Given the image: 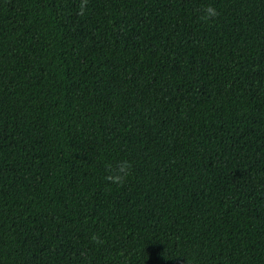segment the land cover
Listing matches in <instances>:
<instances>
[{"label": "trees", "instance_id": "1", "mask_svg": "<svg viewBox=\"0 0 264 264\" xmlns=\"http://www.w3.org/2000/svg\"><path fill=\"white\" fill-rule=\"evenodd\" d=\"M0 264H264V0H0Z\"/></svg>", "mask_w": 264, "mask_h": 264}, {"label": "clouds", "instance_id": "2", "mask_svg": "<svg viewBox=\"0 0 264 264\" xmlns=\"http://www.w3.org/2000/svg\"><path fill=\"white\" fill-rule=\"evenodd\" d=\"M206 13L208 16H213V15H215V10L213 8L209 7L206 9ZM127 167H128V165L126 163L121 164L120 171L121 172L125 171V169ZM108 179H115L117 181H120V180H122V177H120V176H115V177L109 176Z\"/></svg>", "mask_w": 264, "mask_h": 264}]
</instances>
